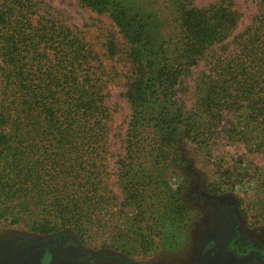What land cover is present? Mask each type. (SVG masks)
<instances>
[{"label":"rangeland","instance_id":"rangeland-1","mask_svg":"<svg viewBox=\"0 0 264 264\" xmlns=\"http://www.w3.org/2000/svg\"><path fill=\"white\" fill-rule=\"evenodd\" d=\"M110 1L151 23L155 48L181 50L187 63L178 99L200 126L197 137L182 144L184 160L178 163L150 153L156 147L152 142L143 144L148 153L138 154L142 147L129 127L128 99L135 48L127 33L90 0H32L34 20L53 18L96 54V75L109 111L107 145L97 159V177L89 180V195L95 193L90 200L99 203L87 210L83 235L69 228L42 232L41 216L52 212L45 185H61L62 177L42 172L17 193V176L9 180L2 174L11 188L0 189V264H264V124L247 128L243 116L231 113L214 121L205 98L213 56L223 54L227 42L243 30L258 0ZM217 2L230 4L236 27L196 53L194 36L183 32L185 23L193 12ZM247 132L252 140L243 138ZM127 164L138 169L137 180L130 178L132 171L123 173ZM81 176L66 179L76 194L85 184Z\"/></svg>","mask_w":264,"mask_h":264},{"label":"trees","instance_id":"trees-1","mask_svg":"<svg viewBox=\"0 0 264 264\" xmlns=\"http://www.w3.org/2000/svg\"><path fill=\"white\" fill-rule=\"evenodd\" d=\"M90 2L109 11L134 44L128 99L132 105L129 127L137 132L135 139L142 147L137 153H148L143 144L152 142L156 147L149 152L154 156L181 162L182 144L196 139L200 127L178 99L187 63L181 60V50L176 54L161 44L155 48L151 23L143 16L110 0ZM223 5L213 3L190 14L183 32L194 36L196 53L236 27L238 18L230 4ZM34 6L32 0H0V189L11 188L2 180L4 173L10 175L9 180L17 176V193L42 172L62 177L61 185H45L50 187L52 212L41 216L42 232L69 228L83 235L82 220L99 203L90 200L95 193L89 195L93 192L89 180L97 177V159L107 145L109 111L96 75L98 59L79 34L63 29L53 18L41 15L34 20ZM223 49V54L213 56L205 93L212 120L231 113L243 116L244 127L263 125L264 0H258L257 11ZM243 138L252 140L253 136L247 132ZM134 167L127 164L123 173L132 171L133 179L138 173ZM80 175L85 180L83 196L66 183L70 176Z\"/></svg>","mask_w":264,"mask_h":264},{"label":"water","instance_id":"water-1","mask_svg":"<svg viewBox=\"0 0 264 264\" xmlns=\"http://www.w3.org/2000/svg\"><path fill=\"white\" fill-rule=\"evenodd\" d=\"M126 261V260H125ZM126 262H128V261H126Z\"/></svg>","mask_w":264,"mask_h":264}]
</instances>
